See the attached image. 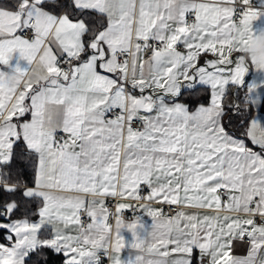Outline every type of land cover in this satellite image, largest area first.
Wrapping results in <instances>:
<instances>
[{
  "label": "snow or ice",
  "instance_id": "6c2138e0",
  "mask_svg": "<svg viewBox=\"0 0 264 264\" xmlns=\"http://www.w3.org/2000/svg\"><path fill=\"white\" fill-rule=\"evenodd\" d=\"M256 4L0 0V264L45 249L64 264H264V71L242 55L264 37ZM229 86L257 112L240 134L223 122L241 110ZM201 88L207 104L181 102Z\"/></svg>",
  "mask_w": 264,
  "mask_h": 264
},
{
  "label": "trees",
  "instance_id": "16d2710c",
  "mask_svg": "<svg viewBox=\"0 0 264 264\" xmlns=\"http://www.w3.org/2000/svg\"><path fill=\"white\" fill-rule=\"evenodd\" d=\"M229 95L225 97L224 103L226 105L228 104H239L240 111H235L232 113H229L224 117L223 122L228 126V130L230 132H234L236 134H240L244 131V128L241 127L242 122L248 121L250 118V115L247 111V109L250 107V105L246 102H240L245 101L242 91L233 87H230L228 89ZM184 100L189 103L190 107L193 108L198 103H205L207 101L208 97V90L201 88L199 91L194 92H188L184 95ZM252 113V112H251ZM231 117V118H229ZM28 164V161L26 159L24 160H18L17 161V168H24ZM31 168H28L27 173V179L31 180ZM39 260L40 264H64L62 261V256L60 254L55 253L51 249H45L43 251V255L40 257H34L33 258V264H36V260Z\"/></svg>",
  "mask_w": 264,
  "mask_h": 264
},
{
  "label": "crops",
  "instance_id": "0c3cea01",
  "mask_svg": "<svg viewBox=\"0 0 264 264\" xmlns=\"http://www.w3.org/2000/svg\"><path fill=\"white\" fill-rule=\"evenodd\" d=\"M178 50L182 51V52H186V49H184L182 46L178 45ZM242 55L245 59L247 58H251L254 62H255V66L257 69L264 71V37H261L255 41H250L246 46L243 47V51H242ZM216 57L213 56L211 53H206V54H202L201 57L199 58V62L203 63L204 61L207 60H212L215 59ZM260 78V74L256 73L254 69L251 68L250 66V71L245 75V82H250L251 80H259ZM236 88V86H229ZM237 89V88H236ZM240 90L242 91L243 97L245 99V101L247 100V90L246 87H242L240 88ZM188 93V92H186ZM210 96V90H208V97H207V101L205 103L202 104H207L208 103V98ZM183 96L181 98V102H186L184 100ZM200 104V103H198ZM197 106V104L193 107V109ZM257 116V112L253 109L250 118L248 120H251L253 117ZM261 116H264V113H261ZM110 199V198H109ZM107 201V200H106ZM126 203H135V201H123ZM155 207H159V205H154ZM166 206V205H165ZM164 206V207H165ZM164 210V209H163ZM199 211H203V210H199ZM139 214V213H137ZM145 221L146 223L150 224L151 221L149 218H147L145 216ZM114 224V222H113ZM130 238V234L129 233H125V239H129ZM0 243H5V241L0 240ZM247 246H237L233 249V255L236 256H245L247 254ZM132 254H135V250H132ZM121 259H127L128 255H129V250L125 249L123 250L120 254ZM62 256V255H61ZM109 259V264H111V259L108 257ZM62 261L64 263V257L62 256Z\"/></svg>",
  "mask_w": 264,
  "mask_h": 264
},
{
  "label": "built area",
  "instance_id": "2783aa9c",
  "mask_svg": "<svg viewBox=\"0 0 264 264\" xmlns=\"http://www.w3.org/2000/svg\"><path fill=\"white\" fill-rule=\"evenodd\" d=\"M253 7L256 8L257 4H256V0H253ZM106 203L109 205V207L111 208L112 212L114 213V207H112V205H114L115 201H113L112 199H108L106 201ZM164 213L165 214H171V209L166 205L164 207ZM124 215V219L126 221H130L132 219H134V216L130 215L127 211L123 214ZM115 220V216L113 215L110 218V223H113ZM100 260H101V264H109V259L107 256H104L103 253H100Z\"/></svg>",
  "mask_w": 264,
  "mask_h": 264
}]
</instances>
